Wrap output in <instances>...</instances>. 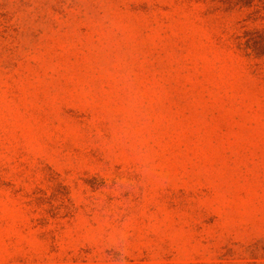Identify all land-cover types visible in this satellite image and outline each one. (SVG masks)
I'll use <instances>...</instances> for the list:
<instances>
[{
    "label": "rangeland",
    "instance_id": "obj_1",
    "mask_svg": "<svg viewBox=\"0 0 264 264\" xmlns=\"http://www.w3.org/2000/svg\"><path fill=\"white\" fill-rule=\"evenodd\" d=\"M0 264H264V0H0Z\"/></svg>",
    "mask_w": 264,
    "mask_h": 264
},
{
    "label": "trees",
    "instance_id": "obj_2",
    "mask_svg": "<svg viewBox=\"0 0 264 264\" xmlns=\"http://www.w3.org/2000/svg\"><path fill=\"white\" fill-rule=\"evenodd\" d=\"M248 1V0H247ZM255 0H251V2H254Z\"/></svg>",
    "mask_w": 264,
    "mask_h": 264
}]
</instances>
